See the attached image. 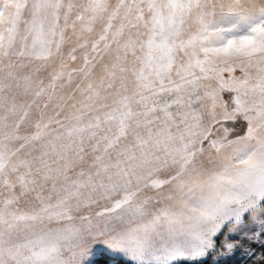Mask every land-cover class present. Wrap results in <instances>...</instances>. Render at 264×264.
<instances>
[{"label":"snow or ice","instance_id":"6c2138e0","mask_svg":"<svg viewBox=\"0 0 264 264\" xmlns=\"http://www.w3.org/2000/svg\"><path fill=\"white\" fill-rule=\"evenodd\" d=\"M18 35L42 87L101 67L124 80L119 106L71 128L59 152L65 167L90 153L69 200L81 187L120 189L113 209H131L138 229L211 227L248 201L249 216L264 215V191L245 199L251 180L264 182V0H0V51ZM142 186L174 194L145 214L151 200L133 203ZM68 202L0 211V264H61L60 241L79 228L41 225L67 216Z\"/></svg>","mask_w":264,"mask_h":264},{"label":"clouds","instance_id":"9594fccd","mask_svg":"<svg viewBox=\"0 0 264 264\" xmlns=\"http://www.w3.org/2000/svg\"><path fill=\"white\" fill-rule=\"evenodd\" d=\"M38 64L31 49H25L23 35L0 51V211L8 215L27 214L26 209L42 202L68 200L72 207L70 183L79 181L91 165L83 158L62 166L59 152L69 143L71 128L114 111L124 87L119 75L108 78L103 67L87 78L73 77L76 83L71 90L68 81L42 87L46 77L38 73ZM89 146L86 138L85 147ZM69 168L75 169L71 175ZM81 189L95 193L97 207L103 206L104 187Z\"/></svg>","mask_w":264,"mask_h":264},{"label":"rangeland","instance_id":"374dc122","mask_svg":"<svg viewBox=\"0 0 264 264\" xmlns=\"http://www.w3.org/2000/svg\"><path fill=\"white\" fill-rule=\"evenodd\" d=\"M15 14L14 5L9 6L4 13L5 18ZM75 83L68 81V90L74 88ZM84 159L89 162L88 156L85 155ZM75 160L78 159L72 160L71 164H75ZM74 170L69 168V175ZM169 173L170 169L165 167L158 173V178L166 181ZM247 189L245 199L254 196L256 201H259L261 192L264 191V182L255 178L247 184ZM135 191L138 195L133 203L152 201L144 208L145 214L159 210L163 203L167 202L168 195L174 194L170 187L154 191L142 186ZM122 196L120 189L106 190L103 206L97 207L95 193L81 189L72 197V207L65 209L67 216L60 217L59 222L44 221L41 226L61 227L72 223L79 228L77 235L60 241L58 260L61 264H93L94 259L102 255H109L130 264H179L187 258L202 261L209 256L215 264H253L258 262V257L264 256V215L258 210L249 216L247 209L252 207L251 201L246 202L243 209L231 212L218 222L216 238H203L204 248H199H202L200 254L198 248H191L190 253L186 255L185 252V256L181 258L182 256L176 254L185 250L182 238L188 230L176 228L170 231L163 225L148 229L133 227L134 216L131 209H113L115 202ZM41 206L42 203L37 204L34 209H26L27 214L38 213ZM68 216L71 219H68ZM245 216L248 217L247 220H243ZM223 223L226 224L222 227ZM237 226H241L240 230H237ZM220 227L222 229H219ZM169 237L171 238L168 239Z\"/></svg>","mask_w":264,"mask_h":264},{"label":"crops","instance_id":"0c3cea01","mask_svg":"<svg viewBox=\"0 0 264 264\" xmlns=\"http://www.w3.org/2000/svg\"><path fill=\"white\" fill-rule=\"evenodd\" d=\"M226 223H223L222 224V227L225 226ZM218 227H219V223H215L213 226L211 227H208V228H203V229H198V228H193V229H190L188 230V232H185L186 235L182 238V240H184L185 242V250L182 251L178 249V254H176L177 256L180 255L182 256L181 258H183L185 256V252H186V255L189 252V249L191 248H195L197 249L198 248V253L200 254L201 251H202V248H204V244L202 245V242H203V238H216L217 236V232H218ZM222 227H220L219 229H222ZM213 229V230H212ZM133 232V231H132ZM165 238V237H163ZM171 237H169L168 239H170ZM148 239V237L146 238ZM166 239V238H165ZM201 239V240H200ZM198 240H200L199 242H197ZM197 242V243H196ZM209 246L211 245V243H207ZM202 246L201 250H199V248ZM206 248V247H205ZM209 249V247H208ZM147 251V249H146ZM145 251V252H146ZM208 251V250H207ZM187 260V261H186ZM186 260H184L185 262H200L201 260H193V259H190V258H187ZM203 261V260H202ZM127 262V261H126Z\"/></svg>","mask_w":264,"mask_h":264},{"label":"trees","instance_id":"16d2710c","mask_svg":"<svg viewBox=\"0 0 264 264\" xmlns=\"http://www.w3.org/2000/svg\"><path fill=\"white\" fill-rule=\"evenodd\" d=\"M93 264H130V263L124 262L120 259L112 258L109 255H102L96 257L93 261ZM179 264H215V263H213L212 258L209 256L208 258L200 262H181ZM253 264H258V262Z\"/></svg>","mask_w":264,"mask_h":264}]
</instances>
